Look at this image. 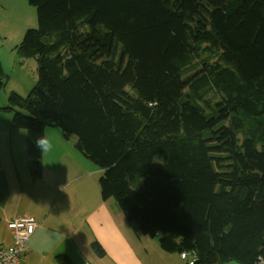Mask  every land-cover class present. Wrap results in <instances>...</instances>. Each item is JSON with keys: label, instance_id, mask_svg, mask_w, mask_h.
<instances>
[{"label": "trees", "instance_id": "trees-1", "mask_svg": "<svg viewBox=\"0 0 264 264\" xmlns=\"http://www.w3.org/2000/svg\"><path fill=\"white\" fill-rule=\"evenodd\" d=\"M27 1L38 26L18 53L37 79L3 109L33 175L37 138L59 127L162 250L264 264V0Z\"/></svg>", "mask_w": 264, "mask_h": 264}, {"label": "crops", "instance_id": "crops-1", "mask_svg": "<svg viewBox=\"0 0 264 264\" xmlns=\"http://www.w3.org/2000/svg\"><path fill=\"white\" fill-rule=\"evenodd\" d=\"M52 128H45L48 147L34 176L25 131L0 112V247L12 242L8 220L31 217L38 227L20 264H58V254L74 264H182L181 255L152 243L156 236L129 224L113 198L102 199V170ZM93 242L103 254L93 250Z\"/></svg>", "mask_w": 264, "mask_h": 264}, {"label": "rangeland", "instance_id": "rangeland-1", "mask_svg": "<svg viewBox=\"0 0 264 264\" xmlns=\"http://www.w3.org/2000/svg\"><path fill=\"white\" fill-rule=\"evenodd\" d=\"M37 26L36 8L27 0H0V64L4 74L2 77L4 86L0 93V112L10 114L11 120V111L3 109L9 105V94L16 92L25 97L36 83V61L34 58H25L19 54L18 46L25 31ZM50 127L62 133L59 127ZM23 130L26 133V130ZM63 140L70 146H74L76 136L72 134L68 138L63 137ZM158 236L156 235L157 238L152 240V243L158 244ZM174 255L180 257V254L174 253ZM190 259H193L192 253H188L186 258H181L182 264Z\"/></svg>", "mask_w": 264, "mask_h": 264}, {"label": "built area", "instance_id": "built-area-1", "mask_svg": "<svg viewBox=\"0 0 264 264\" xmlns=\"http://www.w3.org/2000/svg\"><path fill=\"white\" fill-rule=\"evenodd\" d=\"M7 226L12 234V242L7 246L0 247V264H20L25 245L38 224L31 217H20L8 220ZM181 257H186V253H182ZM189 264H193V262L190 261Z\"/></svg>", "mask_w": 264, "mask_h": 264}, {"label": "clouds", "instance_id": "clouds-1", "mask_svg": "<svg viewBox=\"0 0 264 264\" xmlns=\"http://www.w3.org/2000/svg\"><path fill=\"white\" fill-rule=\"evenodd\" d=\"M36 146L41 150H46L48 145L44 137L37 138Z\"/></svg>", "mask_w": 264, "mask_h": 264}, {"label": "water", "instance_id": "water-1", "mask_svg": "<svg viewBox=\"0 0 264 264\" xmlns=\"http://www.w3.org/2000/svg\"><path fill=\"white\" fill-rule=\"evenodd\" d=\"M225 264H241L240 262H237V261H234V260H231Z\"/></svg>", "mask_w": 264, "mask_h": 264}, {"label": "flooded vegetation", "instance_id": "flooded-vegetation-1", "mask_svg": "<svg viewBox=\"0 0 264 264\" xmlns=\"http://www.w3.org/2000/svg\"><path fill=\"white\" fill-rule=\"evenodd\" d=\"M182 258V257H181ZM184 258H186V257H184ZM187 264H189V261H187Z\"/></svg>", "mask_w": 264, "mask_h": 264}]
</instances>
